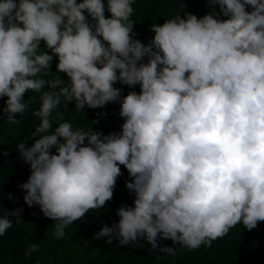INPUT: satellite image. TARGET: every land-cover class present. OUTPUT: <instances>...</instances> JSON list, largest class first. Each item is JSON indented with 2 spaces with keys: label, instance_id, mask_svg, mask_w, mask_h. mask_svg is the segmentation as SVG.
<instances>
[{
  "label": "clouds",
  "instance_id": "obj_1",
  "mask_svg": "<svg viewBox=\"0 0 264 264\" xmlns=\"http://www.w3.org/2000/svg\"><path fill=\"white\" fill-rule=\"evenodd\" d=\"M30 117L0 264L41 253L21 216L64 263L264 264V0H0V118Z\"/></svg>",
  "mask_w": 264,
  "mask_h": 264
},
{
  "label": "trees",
  "instance_id": "obj_2",
  "mask_svg": "<svg viewBox=\"0 0 264 264\" xmlns=\"http://www.w3.org/2000/svg\"><path fill=\"white\" fill-rule=\"evenodd\" d=\"M35 124V117L23 119L18 123H8L0 118V166L6 165L13 160L17 144L29 135ZM24 219V217H20L23 227H16L19 231L18 235L9 240L10 250H12L22 239H25L27 242V249L33 244H37L41 250L38 252L41 253L37 254L35 258H13L11 259L10 264H32L36 258H38L40 263L45 261L47 263L48 260L50 264H76V260L64 263L59 257V252L61 253V250L67 248L70 240L65 239L64 242H57V244L54 243V248H47L44 241L45 238L42 234L38 232V229L35 226H28L26 222H23ZM247 235H250V233H247V231L244 232L242 229H236L228 238L223 239L222 243L226 245L227 249L236 248L241 244L245 237H247ZM205 249L206 248H201L194 253L182 252L181 254H177L174 258H167L161 263H158L154 258L141 254L138 258V262L144 264H207L208 252Z\"/></svg>",
  "mask_w": 264,
  "mask_h": 264
}]
</instances>
